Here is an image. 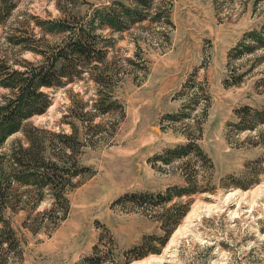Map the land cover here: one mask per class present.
Returning <instances> with one entry per match:
<instances>
[{"label": "rangeland", "instance_id": "obj_1", "mask_svg": "<svg viewBox=\"0 0 264 264\" xmlns=\"http://www.w3.org/2000/svg\"><path fill=\"white\" fill-rule=\"evenodd\" d=\"M6 5L3 75L68 30L95 58L23 121L58 165L50 182L24 161L3 192L0 264H264V0ZM15 142L29 145L5 138L1 165Z\"/></svg>", "mask_w": 264, "mask_h": 264}, {"label": "trees", "instance_id": "obj_2", "mask_svg": "<svg viewBox=\"0 0 264 264\" xmlns=\"http://www.w3.org/2000/svg\"><path fill=\"white\" fill-rule=\"evenodd\" d=\"M0 7L4 8V11L8 9L6 0H0ZM2 8H0V12ZM56 21H52L54 26H56ZM65 28L64 25L59 26L60 30H65ZM90 40L92 39L88 38L84 30H68L67 35L62 39V44L52 47L48 52L44 50L39 51L43 58L41 64L35 65L23 62L22 69L10 72L6 71L8 72L6 75H3L0 69V85L8 91L0 99V143L17 131L25 132L29 140L27 147H23L18 142H15L8 154V157H10L7 158L9 161L8 166L1 165L0 161V199L13 180H21L23 177L24 172L21 167L24 161H27L29 166L34 168L32 170L41 171L39 175L41 179H48L50 182H52V179L55 180L53 170L58 165V160H52L47 155H42L41 151L38 150H41L39 148L40 144L34 142L31 137L32 128H24L23 121L36 113L44 112L49 105L47 95L42 91L43 87H56L65 84L67 81H71L70 79L74 78L75 75H70L64 69L77 68L78 65L85 64L87 61L95 58ZM97 81L102 84L99 78ZM36 148L37 150H35ZM5 155L4 152H1L0 158L5 157ZM31 175L33 174L30 173L28 176ZM54 190L57 192V189L54 188ZM134 197H136L135 194ZM152 200V195L148 196L144 194L140 196V203L142 202L141 206L143 208L152 206L150 203ZM167 235L168 231H166L162 239L161 237H157L160 240V245L163 244ZM142 245L144 243L139 244V246L134 247L132 250L139 249ZM147 251L155 252L157 248L149 247ZM147 251L136 253L134 257H140ZM99 263V260L91 261V264Z\"/></svg>", "mask_w": 264, "mask_h": 264}, {"label": "bare ground", "instance_id": "obj_3", "mask_svg": "<svg viewBox=\"0 0 264 264\" xmlns=\"http://www.w3.org/2000/svg\"><path fill=\"white\" fill-rule=\"evenodd\" d=\"M175 235H176V233H174V236L173 237H175Z\"/></svg>", "mask_w": 264, "mask_h": 264}]
</instances>
